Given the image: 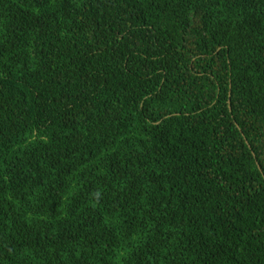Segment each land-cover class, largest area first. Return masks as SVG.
<instances>
[{"label": "trees", "instance_id": "trees-1", "mask_svg": "<svg viewBox=\"0 0 264 264\" xmlns=\"http://www.w3.org/2000/svg\"><path fill=\"white\" fill-rule=\"evenodd\" d=\"M0 264H264V0H0Z\"/></svg>", "mask_w": 264, "mask_h": 264}]
</instances>
